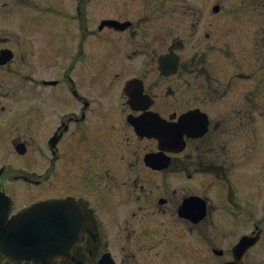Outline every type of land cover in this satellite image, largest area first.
Listing matches in <instances>:
<instances>
[{"label": "flooded vegetation", "instance_id": "1", "mask_svg": "<svg viewBox=\"0 0 264 264\" xmlns=\"http://www.w3.org/2000/svg\"><path fill=\"white\" fill-rule=\"evenodd\" d=\"M226 3L0 0V97H29L0 105V187L12 214L58 198L62 244L0 264H205L226 229L264 260V0Z\"/></svg>", "mask_w": 264, "mask_h": 264}, {"label": "water", "instance_id": "2", "mask_svg": "<svg viewBox=\"0 0 264 264\" xmlns=\"http://www.w3.org/2000/svg\"><path fill=\"white\" fill-rule=\"evenodd\" d=\"M58 201H43L40 203L34 204L32 207H30L28 210H26L24 213L18 215L21 216L19 218H14L12 220L8 219V213L11 206V202H9L8 197L5 196L4 192L0 191V245L5 247L7 249L8 256L11 254V245H14V239L16 238L19 242L20 239L18 237L23 238V242H25L26 249L22 250L20 255H26L30 257H34L36 259H42V258H48L50 255H57L58 253V244H51L46 242L44 245L45 247H53L50 249V251H46L45 249L42 250L43 243L36 242L34 238L37 237V239H41L45 236H48L43 233H38L36 231L37 228L32 227L31 225L26 227L21 224H18L17 222H25V221H32L36 220L37 218L40 220H44L41 215H43L46 212L51 211L50 213H55L58 208ZM58 220L57 217L50 218L49 221L56 222ZM52 228L55 230L57 227L55 225H52ZM39 229H43L42 227ZM33 238V239H30ZM22 244H25L23 243ZM251 243L250 238L242 239L240 244L235 248L236 252L242 253V250L246 248ZM19 255V256H20ZM240 257L241 255H236L237 262H228L225 264H240Z\"/></svg>", "mask_w": 264, "mask_h": 264}, {"label": "rangeland", "instance_id": "3", "mask_svg": "<svg viewBox=\"0 0 264 264\" xmlns=\"http://www.w3.org/2000/svg\"><path fill=\"white\" fill-rule=\"evenodd\" d=\"M226 1H227L226 4L229 5V2L231 0H226ZM196 36L197 35L193 36L194 39H195ZM194 39L189 43V45H191V44L193 45L194 44L193 43ZM187 53H190V52H187ZM20 77L23 78V79H20ZM16 78H19V79L16 80L15 90H9L11 92L16 91L15 97L9 98V97H3V96H1L0 97V104L1 105H5V106H8V107H21V108H25V107L28 106L27 97L25 96V94H23L25 92V88H27L26 77L24 75H21V73H20L19 75L16 76ZM259 100L262 103L264 102V94L259 97ZM5 101H6V103H5ZM257 123H259L260 128L263 130V123L264 122L260 121L259 118H258V122ZM235 232H236V230H229V229H227L226 230V235L234 234ZM230 246H232V245L231 244H228L227 241L224 242V243H222V244L221 243H218V242L210 244V248H209V251H210L209 254H210V256H209V260H208L209 262H208V264H216L218 262H221L222 259L224 260L225 258H228L229 255H228L226 249H229ZM213 247H222L224 249V251H225L224 254H223V256H218L217 254L213 253L212 252V248Z\"/></svg>", "mask_w": 264, "mask_h": 264}]
</instances>
